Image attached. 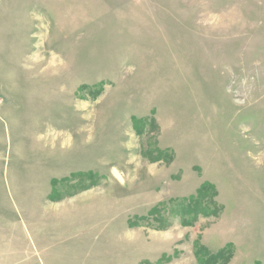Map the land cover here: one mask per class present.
<instances>
[{"label":"rangeland","instance_id":"1","mask_svg":"<svg viewBox=\"0 0 264 264\" xmlns=\"http://www.w3.org/2000/svg\"><path fill=\"white\" fill-rule=\"evenodd\" d=\"M0 264H264V0H0Z\"/></svg>","mask_w":264,"mask_h":264}]
</instances>
